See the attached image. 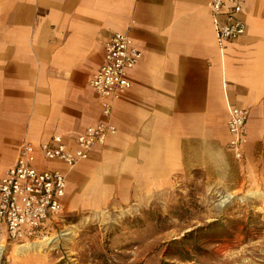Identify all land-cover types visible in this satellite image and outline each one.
I'll return each instance as SVG.
<instances>
[{
    "label": "crops",
    "instance_id": "0c3cea01",
    "mask_svg": "<svg viewBox=\"0 0 264 264\" xmlns=\"http://www.w3.org/2000/svg\"><path fill=\"white\" fill-rule=\"evenodd\" d=\"M242 2L247 31L223 49L207 0H0V178L22 144L61 135L74 148L102 120L89 83L116 33L143 59L114 108L117 133L72 170L50 164L67 174L65 217L149 204L232 155L231 105L250 112L245 158H264V0Z\"/></svg>",
    "mask_w": 264,
    "mask_h": 264
},
{
    "label": "rangeland",
    "instance_id": "374dc122",
    "mask_svg": "<svg viewBox=\"0 0 264 264\" xmlns=\"http://www.w3.org/2000/svg\"><path fill=\"white\" fill-rule=\"evenodd\" d=\"M51 238L25 254L3 238L0 264H264V158L227 153L149 204L59 219Z\"/></svg>",
    "mask_w": 264,
    "mask_h": 264
},
{
    "label": "built area",
    "instance_id": "2783aa9c",
    "mask_svg": "<svg viewBox=\"0 0 264 264\" xmlns=\"http://www.w3.org/2000/svg\"><path fill=\"white\" fill-rule=\"evenodd\" d=\"M221 48L242 37L247 26L242 0H207ZM143 59V52L128 33H116L105 43V63L90 79V87L101 97L102 120L77 135L74 148L63 136L54 135L38 148L30 142L19 148L16 162L0 178V235L25 244L49 236L59 219L65 218L67 174L53 167L61 162L69 170L87 161L92 151L117 133L113 123L116 104L132 89L130 72ZM228 149L238 161L245 159L250 112L229 106Z\"/></svg>",
    "mask_w": 264,
    "mask_h": 264
},
{
    "label": "bare ground",
    "instance_id": "6f19581e",
    "mask_svg": "<svg viewBox=\"0 0 264 264\" xmlns=\"http://www.w3.org/2000/svg\"><path fill=\"white\" fill-rule=\"evenodd\" d=\"M51 239L48 241H46V240H42L41 242L37 241V242H34V244H33V242H27L25 245L17 246L16 252L17 253H22V252L25 253V251L40 252V251H43L45 249L51 250L53 248V246H51V244L55 240V239H52V240ZM54 246H55V244H54ZM5 248H6L5 245L0 244V258L2 257Z\"/></svg>",
    "mask_w": 264,
    "mask_h": 264
}]
</instances>
